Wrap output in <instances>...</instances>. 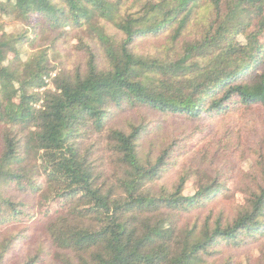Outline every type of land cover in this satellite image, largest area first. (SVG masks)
<instances>
[{"label":"trees","instance_id":"1","mask_svg":"<svg viewBox=\"0 0 264 264\" xmlns=\"http://www.w3.org/2000/svg\"><path fill=\"white\" fill-rule=\"evenodd\" d=\"M0 264H264V0H0Z\"/></svg>","mask_w":264,"mask_h":264},{"label":"rangeland","instance_id":"2","mask_svg":"<svg viewBox=\"0 0 264 264\" xmlns=\"http://www.w3.org/2000/svg\"><path fill=\"white\" fill-rule=\"evenodd\" d=\"M243 168H244V170H245V169H246V165H244ZM251 250H253V247L251 248ZM19 252L23 253V249L21 248V249L19 250ZM251 253L254 255V258H257V255H255V251H254V250L251 251Z\"/></svg>","mask_w":264,"mask_h":264}]
</instances>
